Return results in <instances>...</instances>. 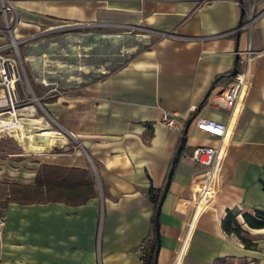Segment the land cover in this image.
<instances>
[{"label":"crops","instance_id":"obj_1","mask_svg":"<svg viewBox=\"0 0 264 264\" xmlns=\"http://www.w3.org/2000/svg\"><path fill=\"white\" fill-rule=\"evenodd\" d=\"M2 3L12 10L11 36L29 38L27 44L48 50L25 60L34 69L36 62H45L38 76L49 81L57 75L58 79L50 82L59 86L60 94L43 101L47 115L41 120L63 135V144L59 153H43L40 164L85 170L93 186L77 189L89 195L76 204L9 205L4 211L0 264H142L155 236L156 211L149 191L163 187L180 140L177 131L158 121L164 113H176L184 130L192 109L207 92L214 95L229 82L237 66L236 52L248 44L258 55L254 79L231 128L221 167L204 174L205 167L188 158L194 148L218 144L193 121L188 128L184 152L161 206L157 264H171L184 236L179 264H264V227L251 229L243 219L264 212V0ZM250 5L255 19L235 33L241 7ZM77 27L141 29L155 36L149 47L130 54L113 70L68 64L49 69L60 55L63 60L76 59L70 43ZM116 37L114 41H119ZM87 59L83 55L79 60ZM209 97L197 117L225 123L228 113L214 109ZM212 179L219 193L209 192L214 202L207 208L205 203L199 205L201 212L195 214L191 208L197 205L196 192H208ZM227 211L255 247L247 249L235 235L223 232L221 222Z\"/></svg>","mask_w":264,"mask_h":264},{"label":"rangeland","instance_id":"obj_2","mask_svg":"<svg viewBox=\"0 0 264 264\" xmlns=\"http://www.w3.org/2000/svg\"><path fill=\"white\" fill-rule=\"evenodd\" d=\"M60 26L64 27V25ZM84 34L89 36L84 38ZM115 36L119 38V41H114ZM153 36L155 35L141 29L117 30L77 27L70 43L72 46L71 55L76 59L67 61L63 60L60 55L53 60L54 66L49 69L57 70L61 68V65L68 64L70 67L88 65L92 68L102 66L100 68L102 71L113 70L120 63L126 61L130 54L149 47ZM35 48L29 44L19 46V63L22 64V69L20 67V72H22V74L20 73V94L23 103L18 106V109H15L17 113L10 112L9 120L14 119L9 122L12 126L1 124L4 121L0 120V125L6 126L5 130L9 131V133L0 132V217H4L5 209L12 203L63 201L76 204L89 195L85 190H68L48 185L36 186L34 183L35 174L40 168V162L44 161V155L24 150L17 136L20 134V132L18 134L17 124H22L23 119L32 116L28 113L29 109L22 110V106L31 103L29 101L33 97L41 98L48 94V88L39 83V79H43V77L38 76V73L43 74L45 62H36L37 69H34L35 67H31V63L25 60L30 54L48 53L46 52L48 50L42 45ZM83 55L89 59L79 60ZM104 67H106L105 70ZM70 73L77 76L74 72ZM56 76L54 75L55 78L52 79L49 78V81L58 80ZM41 104L36 106L37 116L33 117L42 118L45 121L47 114L43 103ZM51 152L59 153L60 150L54 148ZM245 237L248 236L245 235Z\"/></svg>","mask_w":264,"mask_h":264},{"label":"built area","instance_id":"obj_3","mask_svg":"<svg viewBox=\"0 0 264 264\" xmlns=\"http://www.w3.org/2000/svg\"><path fill=\"white\" fill-rule=\"evenodd\" d=\"M244 10L245 21L238 26L234 31L235 33L245 29L247 25L255 19L253 5L244 7ZM0 18L4 20L3 27L0 26V120L4 121L3 123H9L10 112H16L15 109H18V106L23 103V98L20 94V73L22 74V72H20V67L22 69V64L19 63V46L27 44L29 38L15 39L11 36V28L8 23L13 21V16L11 7L8 4H0ZM236 56L237 74L230 78L229 82L220 92L209 97V103L214 109L228 113L227 121L224 123L202 117H196L193 120L195 127L199 131L218 139L216 147H197L187 155L194 163L205 167L204 174L213 172L214 169L222 166L231 137V128L234 129L237 121V114H239L238 112L244 107L247 96L252 88L258 55L248 44L243 51L236 52ZM39 83L45 88H48L49 93L41 98L33 97L29 101L31 103L21 107L22 110L29 109L28 113L32 116H37V105H42L41 103L49 97L60 94V88L56 83H52L45 78L39 79ZM195 109L196 108H193L192 112H194ZM158 123L165 128L177 131L179 134L183 130L182 124L180 125L178 123V114L176 113H164ZM5 127L6 126L0 125V132L9 133V131L5 130ZM207 179L208 177L205 178V180ZM195 180H193V182ZM193 182L190 186L191 200L195 198L194 189H196V187L193 188ZM213 182L214 179H212V184H210L208 192H196L197 205L194 209L191 208L192 212H195V214L201 212L198 209L199 205L202 206V204L205 203L207 208L214 202V199L209 198V192L211 193L212 190H214L218 195L219 185L217 182ZM190 220H192V215ZM191 224L192 222H190L186 234ZM4 227L5 219L4 217H0V260L3 253ZM185 241L186 237L184 236L173 256L174 259V257L178 255L176 261L174 263L172 259L171 264H179L178 261L183 252Z\"/></svg>","mask_w":264,"mask_h":264},{"label":"trees","instance_id":"obj_4","mask_svg":"<svg viewBox=\"0 0 264 264\" xmlns=\"http://www.w3.org/2000/svg\"><path fill=\"white\" fill-rule=\"evenodd\" d=\"M241 24L242 21H240L239 25ZM206 101H202L199 104V106L195 109V111L189 115L188 120L193 121L197 117V115L200 113V111H202V109L206 105ZM183 131L184 130L180 132L179 135L180 138L183 136ZM183 152L184 149L182 150L181 154ZM171 167H172V161L170 163L168 172ZM166 181H167V176L164 180L163 187L159 191L157 192L149 191V196H151L154 205V212L156 211L158 202L162 196ZM34 183L36 186L48 185V186H53L56 188H64L68 190H77L83 188L90 189L93 186V181L91 180L89 173L85 170L78 168L54 167L45 164H41L40 168L37 170L34 178ZM262 189L264 191V183H262ZM84 201L85 199L82 200V202ZM243 219H244V223L251 229H261L264 227V212L258 211L255 213V216L245 215ZM221 229L223 230L224 233L228 235L230 234L235 235L239 239V241L243 244V246L247 249L256 246V244L251 239L245 237V235H247V232L242 229V227L236 221L235 216H233L229 211L226 212V216L221 222ZM155 250H156V239L155 236H153L150 244L148 245L147 249L144 251L143 256L141 258L142 264H154Z\"/></svg>","mask_w":264,"mask_h":264},{"label":"bare ground","instance_id":"obj_5","mask_svg":"<svg viewBox=\"0 0 264 264\" xmlns=\"http://www.w3.org/2000/svg\"><path fill=\"white\" fill-rule=\"evenodd\" d=\"M10 120L13 121L14 119ZM1 124H10L9 126H12L11 123L1 122ZM17 125L18 134L20 132L17 136L26 152H34L35 154L48 153L54 148H60L63 144V135L51 128H47L41 118L30 116L23 119L22 124Z\"/></svg>","mask_w":264,"mask_h":264},{"label":"water","instance_id":"obj_6","mask_svg":"<svg viewBox=\"0 0 264 264\" xmlns=\"http://www.w3.org/2000/svg\"><path fill=\"white\" fill-rule=\"evenodd\" d=\"M244 12H245L244 7H241V9H240V21H242V19H243ZM236 74H237V69L235 67L230 72L229 76L233 77ZM210 94H211V90L209 92H207V94L203 98V101H206L208 99V97L210 96ZM191 122H192V120H189L185 124L184 131H183V136L179 140V145H178L177 150L175 152V156H174V158L172 160V167L170 168V170H169V172L167 174V181L165 183L162 196H161V198H160V200L158 202L157 208H156V214H155V219H154V235H155V239H156V250H155L154 264H157L158 253H159V249H160L159 215H160V211H161V206H162V203H163V201L165 199V196H166V193L168 191V188L170 186V181H171V178H172V175H173V172H174V166L178 162L180 154H181V152H182V150L184 148V145L186 143V134H187V131H188V128H189Z\"/></svg>","mask_w":264,"mask_h":264}]
</instances>
